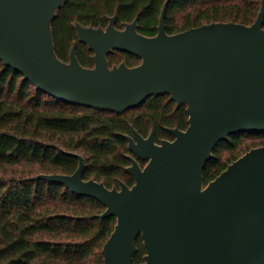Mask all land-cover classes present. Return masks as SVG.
<instances>
[{
    "label": "water",
    "instance_id": "obj_1",
    "mask_svg": "<svg viewBox=\"0 0 264 264\" xmlns=\"http://www.w3.org/2000/svg\"><path fill=\"white\" fill-rule=\"evenodd\" d=\"M65 0H0V58L55 98L123 112L149 96L168 93L187 104L189 126L171 128L174 140L156 142L137 129L127 135L135 156L126 171L129 186L108 188L84 179L85 160L72 174L39 173L32 179L65 184L101 201L117 218L104 245L105 264H133L142 235L144 264H264V145L252 148L207 185L204 169L217 144L230 135L264 131V0L251 25L211 22L169 34L166 0L158 33L148 36L135 19L125 28L77 25L81 41L95 52L85 67L71 50L56 52L51 24ZM119 49L142 62L110 66Z\"/></svg>",
    "mask_w": 264,
    "mask_h": 264
},
{
    "label": "trees",
    "instance_id": "obj_2",
    "mask_svg": "<svg viewBox=\"0 0 264 264\" xmlns=\"http://www.w3.org/2000/svg\"><path fill=\"white\" fill-rule=\"evenodd\" d=\"M263 0H170L166 29L175 34L211 22L251 25ZM166 0H65L57 9L51 29L58 57L70 61L75 46L79 61L94 67V51L81 41L77 25L125 28L138 21V31L154 36ZM110 66H136L141 57L114 49ZM187 104L177 106L170 94L149 96L123 112L102 110L62 101L36 86L0 58V164L36 165L29 171L0 175V264H105L103 248L117 218H100L106 206L96 198L79 195L65 184L32 179L39 173L72 174L85 160L84 179L120 188L135 183L126 167L135 156L127 135L137 129L144 137L174 140L171 128L189 126ZM264 145V131L243 132L220 141L204 169L207 185L232 162L252 148ZM133 264H144L142 235L136 239Z\"/></svg>",
    "mask_w": 264,
    "mask_h": 264
},
{
    "label": "rangeland",
    "instance_id": "obj_3",
    "mask_svg": "<svg viewBox=\"0 0 264 264\" xmlns=\"http://www.w3.org/2000/svg\"><path fill=\"white\" fill-rule=\"evenodd\" d=\"M36 165L31 163H21L17 165H4L0 164V175H11L15 172L29 171Z\"/></svg>",
    "mask_w": 264,
    "mask_h": 264
}]
</instances>
